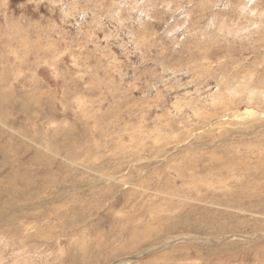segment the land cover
Listing matches in <instances>:
<instances>
[{
  "label": "rangeland",
  "instance_id": "1",
  "mask_svg": "<svg viewBox=\"0 0 264 264\" xmlns=\"http://www.w3.org/2000/svg\"><path fill=\"white\" fill-rule=\"evenodd\" d=\"M261 177L264 0H0V264H264Z\"/></svg>",
  "mask_w": 264,
  "mask_h": 264
},
{
  "label": "bare ground",
  "instance_id": "2",
  "mask_svg": "<svg viewBox=\"0 0 264 264\" xmlns=\"http://www.w3.org/2000/svg\"><path fill=\"white\" fill-rule=\"evenodd\" d=\"M259 164V163H258ZM196 165V164H195ZM206 166H208V165H206ZM209 166H211V165H209ZM219 168L218 169H215V168H213V167H206L205 168V174L208 176V178H210L211 180H214V179H221L223 176H231V174H232V176H238L239 178L240 177H244L245 175L247 176L248 175V170H246V169H248V168H245L244 166H241V168H234L233 167V170H230V168H229V166H225L224 168H223V166H218ZM226 171H225V170ZM175 170H177L178 171V173H179V177L182 175V170L180 171V168H179V170H178V168L176 169L175 168ZM183 170H185V169H183ZM263 170V169H262ZM196 172H197V170H195V172H193L194 174H196ZM177 173V172H176ZM189 174V173H188ZM185 175V174H184ZM193 176V175H192ZM191 175H189L188 177L189 178H191L192 177ZM196 176V175H195ZM182 177V176H181ZM175 178V177H174ZM199 178V177H198ZM196 179V178H195ZM251 179V178H250ZM185 180V179H184ZM187 180V179H186ZM259 180L260 181H263V183H264V178H259ZM208 182H212V181H208ZM194 183V182H193ZM249 183H250V180H249ZM200 184V183H199ZM203 185V184H202ZM198 185H195L193 188H192V190H193V194L195 193V197H200V191L198 190V187H197ZM199 186H201V185H199ZM203 187V186H202ZM213 192H214V194L215 195H219V199L222 201L220 204H217V203H215V202H212V203H215V204H217L218 206H216V207H219V208H222V209H224V207H222L221 205H225V206H227V207H229V208H232V209H224L223 211H226L227 213H233V208H235L236 206H235V202L237 201V199H239V196H237V194H238V192H236V191H232L230 188H229V185H227V184H225V183H221V184H219V185H217V186H214L213 187ZM189 191H191V190H189ZM187 193H189V192H187ZM212 193V192H211ZM192 196V195H191ZM260 196H263V192L261 191V190H258V191H256V190H249V189H247L245 192H244V194L241 196V198L243 199V198H247V199H251V198H259ZM187 196V194H186V196H181L180 198H181V202H179V203H177L178 205H180V207H182V206H184L185 204V202H189V200H193V201H195L196 203H199L200 202V199H198V198H191V197H188ZM191 198V199H190ZM225 202H228V203H230V204H233V205H226L225 204ZM202 203V202H201ZM212 205V204H211ZM255 205V210L253 209H251L252 211H250L249 209V219L250 220H252V221H261V219L263 220V222H262V224H259L258 226H259V228H260V230H262V231H264V200H262V201H260V200H258L257 202H256V204H254ZM191 207H194V208H196V205L195 204H191L190 205ZM204 206V205H203ZM190 207V208H191ZM187 208V207H186ZM203 208V207H202ZM212 208V207H211ZM249 208V207H248ZM218 209V208H217ZM244 209V208H243ZM242 208H237V211L238 212H241V210L242 211H244V212H247L246 210H243ZM194 210V209H193ZM197 211V210H196ZM260 211V212H259ZM244 212H241V213H243L244 214ZM195 214V213H194ZM210 214V213H209ZM176 215V214H175ZM188 215V214H187ZM237 215H242V214H237ZM237 215H235V214H229V216H227L229 219H232V221L234 220V219H237ZM258 215V216H257ZM182 216V215H181ZM255 216H257L258 218H255ZM173 217V216H172ZM176 217V216H175ZM190 217H191V215H190ZM242 217V216H241ZM198 218V217H197ZM217 218V215H209V216H203V217H201V218H199V219H196V218H193V222H192V224L193 225H195V226H198L199 228H202V227H208V226H210V222H212V221H214L215 219ZM148 219V218H147ZM181 219V218H180ZM173 220V219H172ZM187 220V219H186ZM242 219H240V221H241ZM246 220V219H245ZM178 221H180V220H178ZM186 222V221H185ZM234 222H236V221H234ZM245 222V221H244ZM237 223H239V222H237ZM251 223V222H250ZM185 224V223H184ZM242 224V223H241ZM182 225V224H181ZM187 225V224H186ZM241 226V225H240ZM171 227V226H170ZM182 227V226H181ZM179 227L182 231H179V232H176V233H178V235H179V233L180 234H182L181 232H187V231H193L190 227ZM245 227H246V224H245ZM253 228H255V227H253ZM174 229H176V228H174ZM200 230H202V229H200ZM237 230H238V228H237ZM257 230V229H256ZM178 231V230H177ZM199 231V230H198ZM233 231V230H232ZM158 232V231H157ZM169 232V231H168ZM203 232H207V231H205V229H204V231ZM210 232V231H209ZM230 232V231H229ZM138 233V232H137ZM148 234V233H147ZM169 234H173V233H168V235ZM151 235V234H150ZM166 235V234H165ZM167 235V236H168ZM164 236V235H163ZM160 237V236H159ZM166 237V236H165ZM169 237H170V235H169ZM173 237V236H172ZM175 237V236H174ZM186 238V237H185ZM189 239H190V237H188ZM164 239V238H163ZM169 239H172V238H169ZM177 240V239H176ZM188 240V239H187ZM152 241V240H151ZM150 241V242H151ZM159 241H161V240H159ZM163 241V240H162ZM154 242H158V241H154ZM150 244V243H149ZM180 246V245H179ZM183 246H186V245H183ZM141 247V246H140ZM175 249V248H174ZM135 252H138V251H140V250H134ZM133 251V252H134ZM173 251V250H172ZM153 252H155V248H151V250H148V251H145L143 254H145V255H147V254H151V253H153ZM172 253V252H171ZM184 253V252H183ZM142 255V254H141Z\"/></svg>",
  "mask_w": 264,
  "mask_h": 264
}]
</instances>
